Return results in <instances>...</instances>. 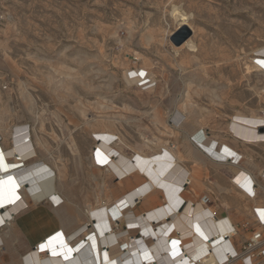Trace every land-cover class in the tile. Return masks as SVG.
<instances>
[{"label": "rangeland", "instance_id": "374dc122", "mask_svg": "<svg viewBox=\"0 0 264 264\" xmlns=\"http://www.w3.org/2000/svg\"><path fill=\"white\" fill-rule=\"evenodd\" d=\"M173 8L188 18L191 48L169 41L180 27ZM0 14L2 142L7 147L10 132L28 126L38 159L54 171L57 188L61 182L63 201L53 210L35 204L25 217L2 224L0 235L10 229L18 239L17 252L6 242L0 247V264H19L17 253L31 248L34 237L48 227L85 224L86 204L101 203L103 186L91 178L95 132L114 134V144L129 158L135 151L151 156L159 146L185 155L197 130L217 150L239 155L233 162L208 155L211 162L199 153L205 178L208 164L229 165L233 172L239 164L247 175L261 177L264 146L236 143L227 130L236 113L264 119L258 54L264 48V0H0ZM133 67L145 69L155 86L143 91L138 82L128 83ZM186 101L196 112L179 127L173 118ZM103 168L107 193L118 191L120 181ZM136 202L123 210L134 211Z\"/></svg>", "mask_w": 264, "mask_h": 264}, {"label": "bare ground", "instance_id": "6f19581e", "mask_svg": "<svg viewBox=\"0 0 264 264\" xmlns=\"http://www.w3.org/2000/svg\"><path fill=\"white\" fill-rule=\"evenodd\" d=\"M171 14L178 26H189L188 18L176 8H173ZM187 41L184 46L191 48ZM258 54L264 56V48L259 49ZM262 56L260 62L264 64ZM249 69L250 67L247 68L248 73ZM126 79L131 83L127 76ZM138 81V79L134 80V82ZM195 112V106L190 101H186L184 108L175 114L174 124L185 127L186 124H183L182 119H188ZM263 126V118L236 113L227 131L236 143L264 145V134L259 132ZM94 134L98 139L96 142L98 147L94 148V151L97 150L93 154L94 169L91 178L95 184L103 186L101 203L86 204L83 209L85 224L82 222L74 225L69 233L70 239L62 232L57 233L59 232L57 230V234L47 236L22 254L17 253L19 264H243L241 256L227 263L225 251L229 250V253L236 252L239 255V250L231 241L234 239L238 241L239 246H242L249 238L243 231L245 223L243 222L241 228H238L227 219H215L209 214L212 213L210 209L201 206L199 198L197 204L193 200L184 201L181 192L190 187L197 196L198 191L205 188L204 161L200 159L199 153L209 161L212 160L208 155H212L217 160L224 158L233 161L234 158L237 160L239 155L234 151L224 152L223 148L217 150L215 141L196 130L192 133L196 144L189 141L185 146V155L159 146L151 156H144L135 151L133 156L128 158L122 152V148L114 144L117 141H114V134L111 132ZM30 137L28 126H16L9 134L10 147L2 149L0 145V211L3 213L0 214V226L13 222L15 217L35 205L38 201L37 195L41 192L40 183L54 177V171L43 163L44 159L33 161L38 159V155ZM1 139L0 137V142ZM94 157L99 165H96ZM188 162L193 168H187ZM101 167L113 173L112 177L116 181L120 180L116 185L119 189L123 188L121 192L118 189L110 194L107 193L108 185L101 176L103 172ZM234 167L238 174L234 178L235 181L247 190L252 184V180L250 181L249 176L246 175L247 168L239 164ZM263 176L264 172L261 175L264 181ZM60 184L61 182L57 190L61 194ZM214 186L218 192H228L227 188L217 183ZM257 189L264 193L262 186H258ZM177 193L180 195L177 196ZM253 197L257 199V191ZM139 200L147 208L144 212L152 215L145 214L141 217L138 213L123 210ZM47 201L54 209L59 208L63 203L58 194L49 196ZM222 203L228 206L226 202ZM167 213L172 214L173 219L168 217ZM121 223L138 235L129 237V233H123L126 237L122 245L116 240L118 235H114L112 226L113 224L118 228ZM203 224H208V227ZM8 231L0 235V247L6 242L11 251H16L14 244L18 238L14 231L10 229ZM100 244L107 249L101 250ZM96 256H99L100 262H97ZM259 261L257 260L256 263Z\"/></svg>", "mask_w": 264, "mask_h": 264}, {"label": "crops", "instance_id": "0c3cea01", "mask_svg": "<svg viewBox=\"0 0 264 264\" xmlns=\"http://www.w3.org/2000/svg\"><path fill=\"white\" fill-rule=\"evenodd\" d=\"M137 68L139 70L146 71L145 69H141L140 67H133L132 69H130V71L131 70H136ZM0 137L2 138L1 142H0V145H1L2 149L9 148L10 147V143L8 141L9 137L6 140V142L8 143L7 147L4 146L5 141L2 142L3 137L1 135V133H0ZM30 139H31V137H30ZM232 143H234V142L232 141ZM226 144H228V143H226ZM32 145H33V141H32ZM228 145H231L233 148H235V146H233L232 144H228ZM234 145H235V143H234ZM261 146H264V145H261ZM33 147H34V145H33ZM244 154L247 155V153H244ZM244 159H245V161L247 160L246 158H244ZM37 160H39V159H35L33 161H37ZM242 160H241V158L239 159L240 163L242 162ZM214 162L217 163V164L219 163L218 161H213V163ZM186 166H187L188 169L193 168V166L191 164H189V163H186ZM209 167L212 168V169H215V170H212L211 177H209L210 176ZM207 168H208V170H207L208 174H207L206 179L204 180L205 181V188L202 191H198L199 192V196H201L203 194H209V196L212 199L213 205L208 208V209H210L212 211V213H210L209 210H207V212H209V214L212 215L215 219H219V220L227 219V221L229 223H232V225H234L236 227L241 226L243 224V222L244 223H249L251 225V227L249 229H247V233H250L249 231L255 227V224H254V209L260 208V207H264V197H257V199H256V197H251L250 195H247V193L245 191L240 189V187L237 186L235 181L233 180L238 174H236V171L233 172L232 169H230L228 166L215 167V166H213L211 164H208ZM223 168H225V171H223ZM248 176H249L250 181L252 180L251 181L252 184L257 186V188H258L259 184H260V186L264 187V182H263V180L261 179L260 176L255 177L256 179H254L253 176L251 174H249V173H248ZM118 181H120V180H118ZM46 183L49 184V189L48 190H45L44 187H43L44 184H46ZM216 183L221 185V186H223L224 188H227L228 192H222V193L218 192L217 189L214 186V184H216ZM40 186H41V192L37 195L38 196V201L36 202V204H40V203L48 204L47 198L49 196H51V195H54V194H58L62 198V195L57 190V185H55V183H54V178L53 177L50 178V179L43 180L40 183ZM181 192H183L182 196H183V200L184 201L193 200V202L195 204H197L198 197L197 198L195 197L193 191H191V188H190V190H188V188H187L186 190L181 191ZM180 193L179 194L177 193V196H179ZM223 201L228 204L227 207L224 206V204L222 203ZM153 206H155V205H153ZM153 206H150V207H153ZM165 206L167 207V204ZM150 207H148V208H150ZM196 209L197 208H195V211H196ZM52 210H53V208H52ZM140 210H141V212H140ZM145 210H147V208L144 207L142 205V202L139 201L135 205V210L134 211H130V212L136 213V214L138 213L141 217H143L145 214L146 215H150V214L152 215V213H149V212L145 213L144 212ZM29 211L31 212L32 208L30 210L27 209L22 214H20L19 218L25 217L26 216L25 213H28ZM1 213H2V211H0V214ZM167 215L170 218L173 216L170 213H167ZM171 219H173V218H171ZM205 225L207 226L208 224H203V226H205ZM48 226H50V224ZM112 226H113V224H112ZM71 229H72V226L71 227L70 226L69 227L68 226H59V227L57 226V227H53V228L48 227L45 230V232L41 233L39 236L34 237L31 244H32V246H34L37 242L43 240L47 236L52 235V234L54 235V234H57V233H60V232H62V234H64L65 236H67V238L70 239L71 236L69 235V233L71 232ZM57 230H59V232H57ZM119 232H121V233L119 234ZM126 232L129 233V235H130L129 237L138 236L134 232V230L127 229L125 227L124 223H121L118 228L113 226V233H114V235H118L116 240L121 245L123 244V241H125L124 238L126 237V236L125 237L123 236L124 235L123 233L126 234ZM231 242L235 246V248L239 249L240 246H239L238 241L233 239ZM100 245H101V250H104L103 245L102 244H100ZM105 249H107V247H105ZM96 258L98 260L97 262H100L99 256H96ZM259 263H262V261L260 260Z\"/></svg>", "mask_w": 264, "mask_h": 264}, {"label": "built area", "instance_id": "2783aa9c", "mask_svg": "<svg viewBox=\"0 0 264 264\" xmlns=\"http://www.w3.org/2000/svg\"><path fill=\"white\" fill-rule=\"evenodd\" d=\"M1 20H3V15L0 14V21ZM137 61L138 60L136 58L133 59L134 63H136ZM127 77L129 80L138 79L139 81L136 84L143 91L149 90L155 86V82L153 81V79L150 77L148 72L144 70H138L137 73H135V70H131L127 73ZM231 162H233V160ZM95 163L99 165V162L96 161V159ZM233 180L235 181V179ZM235 183L240 187V189L245 191L247 195H250L251 197L254 196L255 191H258L257 186H255L254 184H251L249 188L245 190L240 183H237L236 181ZM199 203L202 207L209 208L212 205V199L209 194H203L199 197ZM254 224L255 227L250 230L249 238L245 241L243 247L241 249H238L239 255H237L236 252L231 254L228 252L229 250L225 251L227 263L236 260L241 256L243 257V264H264V207L254 209ZM245 225V228L247 229L251 227L249 223H246ZM256 228L259 229L256 230ZM171 233L169 235H171ZM137 238L139 239L140 237ZM212 245L213 243H211V246ZM105 250L106 249H104V251ZM124 251H126V249H124ZM257 260H261L262 263H256Z\"/></svg>", "mask_w": 264, "mask_h": 264}, {"label": "water", "instance_id": "95a60500", "mask_svg": "<svg viewBox=\"0 0 264 264\" xmlns=\"http://www.w3.org/2000/svg\"><path fill=\"white\" fill-rule=\"evenodd\" d=\"M191 36L192 31L187 26H182L177 28V30L171 34L169 41L174 47L178 48L182 46Z\"/></svg>", "mask_w": 264, "mask_h": 264}]
</instances>
